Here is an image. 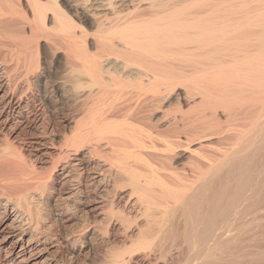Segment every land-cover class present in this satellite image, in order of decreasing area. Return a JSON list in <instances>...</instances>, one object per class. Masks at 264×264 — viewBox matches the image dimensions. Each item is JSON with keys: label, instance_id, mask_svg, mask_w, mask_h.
Returning <instances> with one entry per match:
<instances>
[{"label": "bare ground", "instance_id": "6f19581e", "mask_svg": "<svg viewBox=\"0 0 264 264\" xmlns=\"http://www.w3.org/2000/svg\"><path fill=\"white\" fill-rule=\"evenodd\" d=\"M109 234L99 264H264V0H0V264Z\"/></svg>", "mask_w": 264, "mask_h": 264}, {"label": "rangeland", "instance_id": "374dc122", "mask_svg": "<svg viewBox=\"0 0 264 264\" xmlns=\"http://www.w3.org/2000/svg\"><path fill=\"white\" fill-rule=\"evenodd\" d=\"M14 136V135H13ZM13 136H11V137H13ZM53 199L54 198H51V199H49L48 201L50 202V203H48V204H50V205H41V208H42V210L44 209V210H46V214H45V211L43 210V212L41 211L40 213H41V215L42 216H40V219L41 218H43V220H41L40 221V219H39V221H40V223H43L42 224V226L40 225V223H39V225L38 226H40L39 227V231H40V228H41V231L43 232V230H47V229H50V227L52 228V226H54L53 228L54 229H57V227H58V230L60 231V232H64L63 230H64V228L63 227H65V231H67L68 229V231H71V232H75V231H77L79 228V221H80V219H82V218H80L79 219V216H81V217H83V214H81V213H79V209L78 208H76L75 207V205H74V207H70L69 209H68V211H67V216H70L71 215V219L68 221V222H62V223H59V222H56L55 220H54V216H53V214H51L52 213V211H51V204H53L54 203V201H53ZM48 206V207H47ZM50 206V207H49ZM71 206H73V205H71ZM50 210H49V209ZM77 209V212H75V210ZM71 210H72V212L73 213H71ZM49 211H51L50 213H48ZM43 213V214H42ZM75 213H76V215H75ZM74 214V215H73ZM45 218V219H44ZM52 220V221H51ZM54 220V221H53ZM72 220V221H71ZM49 223V224H48ZM64 223V224H63ZM78 223V224H77ZM55 224H56V226H55ZM60 226H59V225ZM46 227H45V226ZM52 225V226H51ZM63 225V226H62ZM43 227H44V229H43ZM69 227V228H68ZM46 228V229H45ZM52 228V229H53ZM51 229V230H52ZM62 230V231H61ZM40 231V232H41ZM44 233V232H43ZM28 238V235L25 237V239H27ZM114 238V235L113 234H109V240H106V238L105 237H98L97 236V238L95 237V236H89V235H84L83 236V238L81 239V241H79L78 243H77V246H75L76 247V249H75V251H74V253L72 254V256L73 257H71L70 259L68 258L70 255H69V253H68V251L66 252V250L65 249H63V252H62V255H59L58 256V259L60 260V261H62V263H66V264H99L100 263V258L102 259V254H103V252H105L104 253V255H106L107 254V252L109 251L108 250V248L110 249V245H109V243H110V240H112ZM96 239V240H95ZM86 240V241H85ZM82 241H84V242H82ZM92 241V242H91ZM84 245H83V244ZM81 245H83L82 247H81ZM78 249V250H77ZM107 249V250H106ZM80 250V251H79ZM103 251V252H102ZM66 255V256H65ZM61 256H64V257H61ZM64 258H66V259H64ZM62 259V260H61ZM68 259H69V261H68ZM67 260V261H66ZM99 260V262H97ZM68 262V263H67ZM92 262V263H91Z\"/></svg>", "mask_w": 264, "mask_h": 264}]
</instances>
